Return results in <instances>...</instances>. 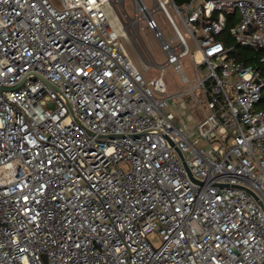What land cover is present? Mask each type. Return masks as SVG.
<instances>
[{
	"label": "built area",
	"instance_id": "2783aa9c",
	"mask_svg": "<svg viewBox=\"0 0 264 264\" xmlns=\"http://www.w3.org/2000/svg\"><path fill=\"white\" fill-rule=\"evenodd\" d=\"M263 97L264 0H0V264H264Z\"/></svg>",
	"mask_w": 264,
	"mask_h": 264
},
{
	"label": "rangeland",
	"instance_id": "374dc122",
	"mask_svg": "<svg viewBox=\"0 0 264 264\" xmlns=\"http://www.w3.org/2000/svg\"><path fill=\"white\" fill-rule=\"evenodd\" d=\"M126 6L127 7L130 6V0H126ZM129 11L131 14L133 13V11L131 9ZM158 19H159L162 26H165L168 29H170V24L168 23V20L166 19L165 16L160 15V16H158ZM143 36L145 37L144 34H143ZM237 49L238 50H245L244 47H241V46H238ZM152 51L158 59H162V55L160 53V49H159L158 45L153 46ZM185 68L190 73L191 69H190L188 64H185ZM166 81L168 82L170 91H174V90L178 89L181 85V81L179 80L178 74L174 71V69L172 67H168L166 70ZM184 117L186 118L187 123L189 125L193 126L196 123L190 112H186V115ZM160 238L161 237L159 236L158 233L151 234L149 236V239L153 243L154 246H158L161 243Z\"/></svg>",
	"mask_w": 264,
	"mask_h": 264
},
{
	"label": "trees",
	"instance_id": "16d2710c",
	"mask_svg": "<svg viewBox=\"0 0 264 264\" xmlns=\"http://www.w3.org/2000/svg\"><path fill=\"white\" fill-rule=\"evenodd\" d=\"M179 1V0H178ZM260 107H262L264 109V97H263V100L261 101L260 103Z\"/></svg>",
	"mask_w": 264,
	"mask_h": 264
}]
</instances>
